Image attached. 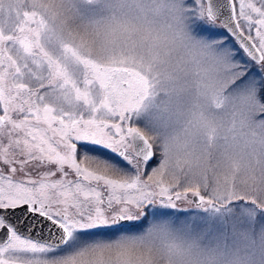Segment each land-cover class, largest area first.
<instances>
[{"label":"snow or ice","instance_id":"snow-or-ice-1","mask_svg":"<svg viewBox=\"0 0 264 264\" xmlns=\"http://www.w3.org/2000/svg\"><path fill=\"white\" fill-rule=\"evenodd\" d=\"M0 264H264V0H0Z\"/></svg>","mask_w":264,"mask_h":264},{"label":"rangeland","instance_id":"rangeland-1","mask_svg":"<svg viewBox=\"0 0 264 264\" xmlns=\"http://www.w3.org/2000/svg\"><path fill=\"white\" fill-rule=\"evenodd\" d=\"M86 151H90L94 155H100L104 159L112 160L114 163H120L115 157L114 154L110 153L108 150L99 149L98 146H85ZM182 207H185L188 209V211H171L168 213L161 214L159 216H150L149 220L144 221L138 225V230L143 231L149 226V222L152 219H171L173 220L177 225L181 221H187L191 217L197 215V211L193 208L191 205L182 204ZM202 215V214H201Z\"/></svg>","mask_w":264,"mask_h":264},{"label":"water","instance_id":"water-1","mask_svg":"<svg viewBox=\"0 0 264 264\" xmlns=\"http://www.w3.org/2000/svg\"><path fill=\"white\" fill-rule=\"evenodd\" d=\"M17 215H19V213H17ZM44 235L47 236V229H44Z\"/></svg>","mask_w":264,"mask_h":264}]
</instances>
